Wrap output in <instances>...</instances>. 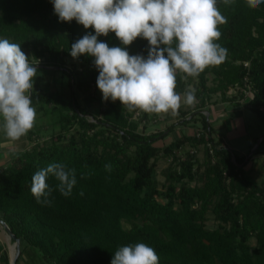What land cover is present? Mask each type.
Instances as JSON below:
<instances>
[{"label": "trees", "instance_id": "trees-1", "mask_svg": "<svg viewBox=\"0 0 264 264\" xmlns=\"http://www.w3.org/2000/svg\"><path fill=\"white\" fill-rule=\"evenodd\" d=\"M216 7L227 19L215 41L228 50L225 61L197 77L177 70L175 91L192 86L198 105L178 110L164 130L149 131L148 113L134 117L139 109L103 99L94 57L71 56V45L94 29L61 22L51 0H0V39L20 44L38 64L30 99L56 127L0 171V219L20 241L15 264H111L120 247L137 243L152 247L159 264H264V184L244 172L253 155H264V138L250 157L238 156L202 113L219 95L234 105L245 101L264 122V3L217 0ZM98 40L124 47L114 33ZM149 48L137 38L126 50L146 59ZM51 71L65 78L67 98L51 88ZM236 88L239 94L228 96ZM82 94L99 97L98 115L80 104ZM197 122L194 132L159 145ZM162 159L168 164L159 183ZM51 163L75 169L77 183L65 197L50 175L51 202L37 203L32 176ZM0 264H9L7 257Z\"/></svg>", "mask_w": 264, "mask_h": 264}, {"label": "clouds", "instance_id": "clouds-1", "mask_svg": "<svg viewBox=\"0 0 264 264\" xmlns=\"http://www.w3.org/2000/svg\"><path fill=\"white\" fill-rule=\"evenodd\" d=\"M61 22L75 20L95 35L87 34L71 45L73 58L94 57L99 71L97 87L105 101H119L129 111L177 115L182 97L175 91L177 70L197 77L209 66L223 63L228 50L215 43L218 25L227 19L216 7L217 0H51ZM264 0H256V4ZM114 33L124 47L99 41ZM137 38L148 41L149 53L130 55L126 50ZM175 45V46H173ZM38 65V64H37ZM37 65L21 50V45L0 39V117L3 130L16 141L31 130L36 121L30 91ZM184 103H195L194 91ZM111 170V165H105ZM59 181L61 195L69 197L77 183L75 169L51 163L31 180V194L37 203L49 204L53 189L49 176ZM83 195V192L80 193ZM43 198V199H42ZM111 264H159L155 250L145 243L120 247Z\"/></svg>", "mask_w": 264, "mask_h": 264}, {"label": "rangeland", "instance_id": "rangeland-1", "mask_svg": "<svg viewBox=\"0 0 264 264\" xmlns=\"http://www.w3.org/2000/svg\"><path fill=\"white\" fill-rule=\"evenodd\" d=\"M51 75H53V81L51 88L52 89H59L62 90L64 93L65 98L68 97V89L65 87V78H63V82L60 81V77L58 74H52V71L50 72ZM211 77H209L210 79ZM188 89L190 91H193L192 86H189ZM240 88L236 89H231L228 91V95H238ZM184 94H180L182 97L181 101V107L179 108V111H186L187 109L194 110L196 108L197 101L195 99V103L192 105H188L184 103ZM111 100V99H109ZM212 100L220 101L219 95H215L212 97ZM211 100V101H212ZM112 101V100H111ZM114 102V101H113ZM80 104L88 111L89 114L93 115H98V112L100 110L99 107V97L93 95V94H82L80 96ZM244 106V122L246 126V130L248 133V137H244L239 134L238 129L235 127V129H229L225 126V119H220V129L218 132V136L224 143L227 142L228 144L232 145V142L235 146L239 148V151H234L236 155L238 156H245L246 158L250 157L257 147L258 143L260 142L261 138H264V122L259 120L257 116L248 108L249 106L245 104ZM248 106V107H247ZM120 109L121 106H118ZM178 111V113H179ZM36 121L31 129L33 131V137H35V142L36 143H41L45 140H48L50 135H51V130L54 127L52 122L50 121L49 118L45 117L42 113L36 112ZM142 111H137L133 116L139 117V114H141ZM203 114L207 116V112L203 111ZM149 114V120L147 124V129L149 131H153L156 129L159 130H164L165 127L171 123H174L177 120V115H172L171 112L169 113H160V114H154V113H148ZM222 116V115H221ZM224 118V117H223ZM194 127L188 126V127H177L172 133H170L163 141L159 142V145L163 146L168 143H170L172 140L176 139L182 134L186 133H192L194 132L195 129L200 126V123L197 122L196 124H193ZM212 125H215L213 122ZM56 128V127H54ZM141 128V126H140ZM232 131V132H231ZM231 132V133H230ZM217 138V137H216ZM229 138L235 140V141H229ZM254 139V140H252ZM226 140V141H225ZM198 158L201 160L202 159V152L200 151L198 153ZM168 162L164 159L158 161L157 167H156V178L159 181V183H162L163 177L161 175V171L167 167ZM252 165V168L255 170L258 165L261 166V172L262 175H258L256 173L255 175L252 174V172H247V169L245 170L244 167V172L245 174L256 184L261 182V179L264 178V157L259 156V155H253V157L249 161V165ZM256 172V171H255ZM259 176V177H258ZM261 178V179H260ZM264 182V179L262 180ZM214 223L212 221L207 222V227L208 228H213ZM252 244H254V241H251ZM13 248V253H14V243L13 241L10 240L9 236L7 233L4 231V229L0 225V262L3 261L5 257H7L8 262L11 259V249Z\"/></svg>", "mask_w": 264, "mask_h": 264}, {"label": "crops", "instance_id": "crops-1", "mask_svg": "<svg viewBox=\"0 0 264 264\" xmlns=\"http://www.w3.org/2000/svg\"><path fill=\"white\" fill-rule=\"evenodd\" d=\"M228 96H231V95H228ZM245 104H246L245 101L241 102V104L239 105H234L230 102H222V101L218 102L216 100H212V102L206 106L205 112H207V118L209 120V123L211 124V126L213 127L215 131V136L217 137V139L222 141V139H220V137L218 136L219 135L218 132L220 129V123H221L219 122L220 119H225V126L227 128L233 130L236 127L240 135L244 137H248V133H247L245 122H244V118H245L244 106H246ZM213 122L215 123V125H212ZM229 141H235V140L229 138ZM35 143H36L35 137H33V135L29 133V131L27 132L25 136L21 137L19 140H16V141H13L7 138L3 130V118L0 117V171L6 168L21 153L28 150ZM224 145H226L228 148H230L233 151H237V150L239 151V148L235 146L233 142H232V145H229L228 140H227V142L224 143ZM259 156L264 157V155H259ZM246 169H247V172H252V174L254 175L256 173H258V175L259 174L262 175L261 172H263L261 171L260 165H258L256 169L254 170L252 168V165L251 164L249 165V162L245 166V170ZM263 179L264 178H262L261 182L258 184L263 185L264 184V182L262 181Z\"/></svg>", "mask_w": 264, "mask_h": 264}, {"label": "water", "instance_id": "water-1", "mask_svg": "<svg viewBox=\"0 0 264 264\" xmlns=\"http://www.w3.org/2000/svg\"><path fill=\"white\" fill-rule=\"evenodd\" d=\"M261 140H262V138L260 139V141ZM0 225L4 229V231L7 233V235L9 236L10 240L13 241V243H14V253L11 256V259L9 261V264H15L16 258L19 255L20 241H19V239H17L15 237V235L12 234V232L10 231V229L8 228V226L1 219H0Z\"/></svg>", "mask_w": 264, "mask_h": 264}, {"label": "built area", "instance_id": "built-area-1", "mask_svg": "<svg viewBox=\"0 0 264 264\" xmlns=\"http://www.w3.org/2000/svg\"><path fill=\"white\" fill-rule=\"evenodd\" d=\"M244 94H245L246 99L249 100L250 97H251V92L246 90V91L244 92ZM135 117H136V116H135Z\"/></svg>", "mask_w": 264, "mask_h": 264}, {"label": "bare ground", "instance_id": "bare-ground-1", "mask_svg": "<svg viewBox=\"0 0 264 264\" xmlns=\"http://www.w3.org/2000/svg\"><path fill=\"white\" fill-rule=\"evenodd\" d=\"M11 251H12V252H11V256H12V255H13V248L11 249Z\"/></svg>", "mask_w": 264, "mask_h": 264}]
</instances>
